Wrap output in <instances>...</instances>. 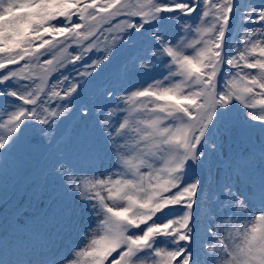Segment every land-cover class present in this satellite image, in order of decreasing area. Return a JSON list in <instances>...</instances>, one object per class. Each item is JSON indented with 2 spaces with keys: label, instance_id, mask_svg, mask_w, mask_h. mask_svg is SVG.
<instances>
[{
  "label": "snow or ice",
  "instance_id": "1",
  "mask_svg": "<svg viewBox=\"0 0 264 264\" xmlns=\"http://www.w3.org/2000/svg\"><path fill=\"white\" fill-rule=\"evenodd\" d=\"M0 264H264V0H0Z\"/></svg>",
  "mask_w": 264,
  "mask_h": 264
}]
</instances>
